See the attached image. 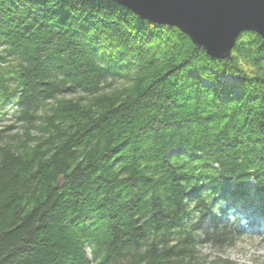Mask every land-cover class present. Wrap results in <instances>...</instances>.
I'll list each match as a JSON object with an SVG mask.
<instances>
[{
	"label": "trees",
	"instance_id": "trees-1",
	"mask_svg": "<svg viewBox=\"0 0 264 264\" xmlns=\"http://www.w3.org/2000/svg\"><path fill=\"white\" fill-rule=\"evenodd\" d=\"M1 65L21 132L0 134V264L264 241L262 38L213 59L108 0H0Z\"/></svg>",
	"mask_w": 264,
	"mask_h": 264
},
{
	"label": "water",
	"instance_id": "water-1",
	"mask_svg": "<svg viewBox=\"0 0 264 264\" xmlns=\"http://www.w3.org/2000/svg\"><path fill=\"white\" fill-rule=\"evenodd\" d=\"M157 26L178 29L213 59H226L238 36L264 40V0H108Z\"/></svg>",
	"mask_w": 264,
	"mask_h": 264
},
{
	"label": "rangeland",
	"instance_id": "rangeland-1",
	"mask_svg": "<svg viewBox=\"0 0 264 264\" xmlns=\"http://www.w3.org/2000/svg\"><path fill=\"white\" fill-rule=\"evenodd\" d=\"M6 65V64H5ZM1 65V69H5ZM15 107L3 104L0 99V134L4 140L21 132L20 125L15 119ZM8 136V137H7ZM192 264H264V241L259 239H241L233 246L216 249L209 244L199 245L194 253Z\"/></svg>",
	"mask_w": 264,
	"mask_h": 264
},
{
	"label": "bare ground",
	"instance_id": "bare-ground-1",
	"mask_svg": "<svg viewBox=\"0 0 264 264\" xmlns=\"http://www.w3.org/2000/svg\"><path fill=\"white\" fill-rule=\"evenodd\" d=\"M258 36V35H257ZM260 38V37H259ZM260 45V44H259ZM6 67V66H5ZM96 191V190H95ZM69 203V202H68ZM55 205V204H54ZM68 205V204H67Z\"/></svg>",
	"mask_w": 264,
	"mask_h": 264
}]
</instances>
